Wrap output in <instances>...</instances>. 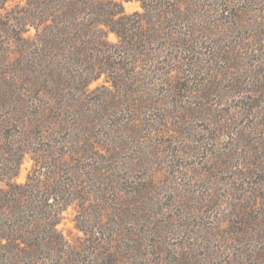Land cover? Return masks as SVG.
I'll list each match as a JSON object with an SVG mask.
<instances>
[{
  "label": "rangeland",
  "instance_id": "374dc122",
  "mask_svg": "<svg viewBox=\"0 0 264 264\" xmlns=\"http://www.w3.org/2000/svg\"><path fill=\"white\" fill-rule=\"evenodd\" d=\"M20 3L6 0L0 22ZM209 4L210 17H194L196 37L190 54L179 55L180 72L150 77L154 89L117 93L101 76L83 94L64 92L68 117L63 126L49 119L48 132L72 156L70 170L86 175L81 191L90 200L83 207L77 197L61 212L57 229L70 251L96 256L95 243L83 240L92 230L103 247L121 252V264H143L141 248L146 264H264V0ZM123 7L140 10L137 0ZM13 43L0 30V60L12 67ZM39 104L0 99L1 146L16 118L35 120ZM83 137L94 140L86 158ZM32 167L27 154L13 180L26 181Z\"/></svg>",
  "mask_w": 264,
  "mask_h": 264
},
{
  "label": "trees",
  "instance_id": "16d2710c",
  "mask_svg": "<svg viewBox=\"0 0 264 264\" xmlns=\"http://www.w3.org/2000/svg\"><path fill=\"white\" fill-rule=\"evenodd\" d=\"M125 1L129 0H19L16 14H4L8 20L0 22V30L14 42L17 61L12 67L5 56L0 60V99L15 95L23 102L30 98L40 103L35 120L16 118L17 131L6 135L4 146L0 141V264L123 263L121 252L116 251L118 256L103 247L92 230L83 238L97 246L91 258L70 251L59 233L61 212L77 197L83 207L90 200L81 191L86 175L70 170L72 156L65 155V148L48 132L49 119L63 126L62 117H68L69 110L64 105H70V94L64 92L83 94L101 76L117 93L154 89L150 77L180 72L183 49L192 51L194 17H210L215 11L211 0H137L140 10L127 12ZM5 2L0 0V9H5ZM109 34H114V41L108 40ZM77 95H72L74 101ZM78 115L75 111L73 123ZM92 141L83 137L79 142L85 158L93 153ZM27 154L32 170L26 181L16 183L13 177ZM79 159L73 160L81 164ZM46 168L50 171L44 172ZM143 250L138 255L146 264Z\"/></svg>",
  "mask_w": 264,
  "mask_h": 264
}]
</instances>
